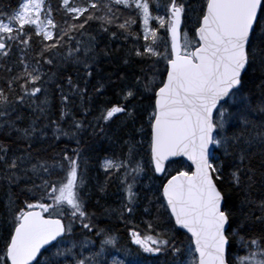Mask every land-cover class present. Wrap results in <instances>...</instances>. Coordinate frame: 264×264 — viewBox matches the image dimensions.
Instances as JSON below:
<instances>
[{"label": "snow or ice", "instance_id": "1", "mask_svg": "<svg viewBox=\"0 0 264 264\" xmlns=\"http://www.w3.org/2000/svg\"><path fill=\"white\" fill-rule=\"evenodd\" d=\"M121 36L132 44L124 67L115 80L91 84L99 56L109 55L97 51L100 42ZM145 61L147 68L132 71ZM0 73V264H227L234 239L248 250L240 264H264V199L251 196L257 184L264 188V0H18L9 11L0 7ZM110 84L117 99L96 108L93 94L105 96ZM50 87L59 119L72 116L70 131L50 119ZM77 99L83 120L71 112ZM129 127L141 139L128 133L127 154L103 164L126 192L118 210L105 209L133 225L122 243L88 211L83 163L95 143H116ZM49 129L76 147L46 157L54 146L40 145ZM145 139L159 185L149 189L154 199L145 197L141 229L135 188ZM229 167L243 194L239 212L221 186ZM257 225L262 235L249 237Z\"/></svg>", "mask_w": 264, "mask_h": 264}, {"label": "trees", "instance_id": "2", "mask_svg": "<svg viewBox=\"0 0 264 264\" xmlns=\"http://www.w3.org/2000/svg\"><path fill=\"white\" fill-rule=\"evenodd\" d=\"M18 0H0V7L3 8V11H9L12 8H15L17 5ZM51 3L53 5L58 3V0H51ZM191 3L194 6H198L199 0H191ZM126 11V10H124ZM57 20L60 19V16L57 15ZM100 22L93 21L91 24V31L93 34L99 29ZM112 30H115L113 28ZM107 35V34H105ZM132 44L131 41H125L124 38L121 36L119 39L111 41L108 39H105L100 42L99 47L97 51L103 48H107L109 55L105 56L101 53L99 56V73L94 74L95 79L91 81V84H95L96 79L104 78L107 80L108 77H111L113 80H115V76L113 73L117 71L119 68L124 67L123 65V57L124 55L129 51ZM16 63V55L14 54L12 56V59L9 61V64H15ZM148 61H145L142 65L137 64L133 65L132 71L139 72L140 67L147 68ZM18 66V65H16ZM68 68L72 71H74V67L72 65H68ZM43 71L47 72L49 69L47 66L43 68ZM83 74V73H82ZM3 73H0V76H3ZM259 76V73L256 74ZM256 83H259V80L256 81ZM249 88H251L252 93L255 98H259V91L255 87V85L249 84ZM118 89L116 88V85L110 84L106 87L105 96L96 97L93 94V105L98 108L100 105L105 103L108 99H111L115 101L117 99V96L114 94L115 91ZM90 93H91V85H90ZM49 99L51 101V111H50V119L56 120L60 123L61 127H63L65 130H71L69 128V125L71 123L72 116L65 117L63 121L59 119L60 117V101H59V95L57 93H54L52 88H49ZM43 98V97H42ZM27 111V110H26ZM72 114L75 116L77 120H83L85 119L84 113L82 109L79 107V100L77 99V103L75 107H72L71 109ZM94 115H98V111L94 109L92 115L87 116V120L91 121L93 119ZM47 120H43L42 123H47ZM27 123V121H25ZM139 124V123H137ZM118 126V124H116ZM112 125L113 129H115L117 126ZM23 126V125H21ZM132 131V128L129 127L128 129H123L120 133L121 139H126L128 137V133ZM2 138V137H0ZM53 145L54 147L52 149H49L47 153H45L46 157H51L53 155H56L61 151V149L64 148H75L76 143L75 140L70 139L69 137L61 136L59 140L52 139V133L51 129L48 130V137L41 143L42 148H47L48 145ZM107 143L104 142H98L94 144V147L91 149H88L84 156L86 157V161L83 163V167L86 168V178L89 185V192H90V198H88L87 202V208L89 212H94L96 214V219L99 224L105 225L103 227L108 229H113L117 233H120L124 236V241L127 242V235L125 233V228L127 225L123 223L119 218L116 212H113L111 215L105 214V209H117L115 204L117 203V197L115 192L118 189L117 187V181L115 180V177L111 176L110 174H106L104 167L102 166L103 158L105 157V154H110L113 152L111 150V147L109 148L106 146ZM111 145V143H110ZM12 149L15 150L17 145L12 144ZM259 158H255L253 160V164L258 167ZM179 166V165H177ZM174 166V167H177ZM234 169L232 168H226L224 173V183L221 185L222 188L225 191V195L227 200L229 201L230 205L235 206L237 212H239V206L241 203V200L243 198V194L241 192H238L230 183L231 177L230 173ZM159 185V180L155 179V176L153 172L150 169V166L148 165L147 172L145 173L144 177L141 179L139 186L137 187L138 195L140 197V204L141 208L137 211L134 222L135 224L139 225L141 229H143V224L141 221L145 219V217L142 216V210L143 206L147 203V200H145V197H148L149 199H154L153 192L149 191V189H154ZM251 196L254 200L259 202L261 199H264V188L260 187L259 184L255 188L252 189ZM6 197V189L0 188V201H3ZM99 201V203H97ZM245 211H253L256 212V214H259V211L257 208L253 207L251 209L245 208ZM3 212V207L0 205V213ZM162 219H164L162 217ZM111 220V221H109ZM250 223H255L254 218L250 217ZM161 227H168L166 224H161ZM241 235H244V233H241ZM249 237L255 236L260 237L262 235L261 230L259 226L257 225L255 228L250 230L247 234ZM179 239H183L184 243L188 242L186 239H184L183 235H180L178 237ZM233 247L231 251L227 254V264H235L234 262V256H241L248 252L247 249L241 248L238 240L232 241ZM155 260V258H151ZM161 262L163 260V257L160 258Z\"/></svg>", "mask_w": 264, "mask_h": 264}, {"label": "rangeland", "instance_id": "3", "mask_svg": "<svg viewBox=\"0 0 264 264\" xmlns=\"http://www.w3.org/2000/svg\"><path fill=\"white\" fill-rule=\"evenodd\" d=\"M124 117H120V119H117L116 122L113 124L116 125H121L122 121H123ZM117 126V125H116ZM140 127V124H137L136 125V128H139ZM129 133H132L135 135V140L136 141H139L141 139V136L139 133H136L133 129L132 131H130ZM129 137H127L126 139H128ZM123 140L125 139H122V140H119L118 142L116 143H110L108 141H105L107 143L106 146H108L109 148L111 147V150H113V152H111L110 154H105V157L103 158V161H102V166L104 164V160L106 158H115V159H119L123 156H125L127 154V146H124L123 145ZM104 142V141H103ZM102 143V142H101ZM137 151H138V159H141L145 165V170H144V173L142 174L141 176V179L144 177L145 173L147 172V168H148V165H149V153H148V143H147V139H145V143L141 146V145H137ZM111 176L115 177V180L117 181V187L118 189H116L117 191L115 192L116 194V197H117V203L115 204L116 208L115 210H118L120 207H121V204L122 202L125 201L126 199V192L124 191V187L120 184L119 180L117 179V176L115 173H110ZM141 179L139 180V182L137 183L136 185V188H135V191H137V187L139 186L140 184V181ZM87 187H88V190L89 189V185H88V182H87ZM138 193V191H137ZM105 214H108L107 212H105ZM136 216V215H135ZM135 219V217H134ZM111 221V220H109ZM100 227H103L105 225H101L99 224ZM133 225L132 224H128L127 227L125 228V233L127 235V242L129 241V236H128V229L131 228ZM114 229V228H113ZM112 230V232L116 235H118L121 239V242H125L124 241V236L120 233H117L115 230ZM188 242H185V245L187 244ZM133 248H135L136 246H131ZM88 253L85 252V255H87ZM248 256V252L244 255H241V256H234V262L235 264H240V261L244 260L245 258H247ZM239 258V259H238Z\"/></svg>", "mask_w": 264, "mask_h": 264}, {"label": "water", "instance_id": "4", "mask_svg": "<svg viewBox=\"0 0 264 264\" xmlns=\"http://www.w3.org/2000/svg\"><path fill=\"white\" fill-rule=\"evenodd\" d=\"M185 230H180V232L184 233ZM190 235V234H189ZM134 246V245H133ZM226 259H227V255H226Z\"/></svg>", "mask_w": 264, "mask_h": 264}]
</instances>
